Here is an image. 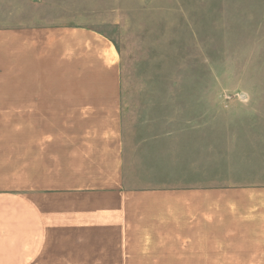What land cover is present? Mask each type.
Listing matches in <instances>:
<instances>
[{"label": "rangeland", "instance_id": "1", "mask_svg": "<svg viewBox=\"0 0 264 264\" xmlns=\"http://www.w3.org/2000/svg\"><path fill=\"white\" fill-rule=\"evenodd\" d=\"M22 86L37 106L18 100ZM91 100L136 140L166 133L170 188L264 191V0H0L8 145L16 115L51 114L31 127L76 136ZM257 211L264 244L262 201ZM177 230L166 241H190L189 216Z\"/></svg>", "mask_w": 264, "mask_h": 264}, {"label": "crops", "instance_id": "2", "mask_svg": "<svg viewBox=\"0 0 264 264\" xmlns=\"http://www.w3.org/2000/svg\"><path fill=\"white\" fill-rule=\"evenodd\" d=\"M33 92L18 88V100L37 106ZM80 107L90 125L76 136L31 127L51 114L16 115L13 145L0 131V264H264L252 220L264 191L170 188L164 131L136 140L101 101ZM185 214L190 241H166Z\"/></svg>", "mask_w": 264, "mask_h": 264}]
</instances>
